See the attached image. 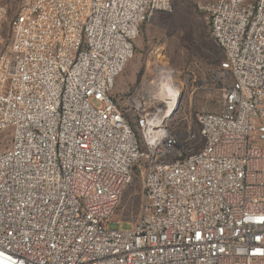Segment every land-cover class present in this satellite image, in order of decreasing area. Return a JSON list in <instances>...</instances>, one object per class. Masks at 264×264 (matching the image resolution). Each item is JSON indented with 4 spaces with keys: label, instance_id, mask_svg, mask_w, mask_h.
<instances>
[{
    "label": "built area",
    "instance_id": "built-area-1",
    "mask_svg": "<svg viewBox=\"0 0 264 264\" xmlns=\"http://www.w3.org/2000/svg\"><path fill=\"white\" fill-rule=\"evenodd\" d=\"M194 2L231 79L198 136L143 85L137 135L113 95L173 0H20L8 44L0 4V264H264V0ZM135 174L140 216L112 229Z\"/></svg>",
    "mask_w": 264,
    "mask_h": 264
},
{
    "label": "rangeland",
    "instance_id": "rangeland-1",
    "mask_svg": "<svg viewBox=\"0 0 264 264\" xmlns=\"http://www.w3.org/2000/svg\"><path fill=\"white\" fill-rule=\"evenodd\" d=\"M0 4L8 9L3 22L8 44L10 21L18 11L20 0H0ZM173 6L172 13L157 14L142 26L135 42V56L117 79L113 91L137 135L136 117L127 99L141 90V85L149 87L159 73L176 72L174 79L181 93L168 125L177 134L198 136V115L205 111L219 112L224 90L231 83L230 77H219L223 54L212 41L206 18L197 11L194 0H173ZM9 145L10 135L0 137V150ZM200 145L198 140L197 147ZM141 202L142 180L135 174L110 227L122 231L132 229L140 216Z\"/></svg>",
    "mask_w": 264,
    "mask_h": 264
},
{
    "label": "bare ground",
    "instance_id": "bare-ground-1",
    "mask_svg": "<svg viewBox=\"0 0 264 264\" xmlns=\"http://www.w3.org/2000/svg\"><path fill=\"white\" fill-rule=\"evenodd\" d=\"M175 75L176 72L171 70L167 72H161L158 76L154 77L153 83L147 87L148 89L154 90V94L157 93L156 95L159 97V99H166L168 102H164L168 103L172 112L178 105L181 93L179 86L175 82ZM160 92L163 93V96H159Z\"/></svg>",
    "mask_w": 264,
    "mask_h": 264
},
{
    "label": "crops",
    "instance_id": "crops-1",
    "mask_svg": "<svg viewBox=\"0 0 264 264\" xmlns=\"http://www.w3.org/2000/svg\"><path fill=\"white\" fill-rule=\"evenodd\" d=\"M248 1H252V0H248Z\"/></svg>",
    "mask_w": 264,
    "mask_h": 264
}]
</instances>
